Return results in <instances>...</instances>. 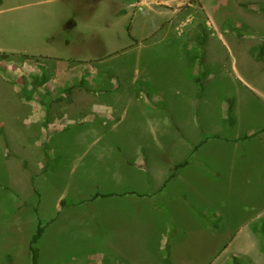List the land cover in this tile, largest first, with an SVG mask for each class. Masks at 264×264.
I'll list each match as a JSON object with an SVG mask.
<instances>
[{
	"label": "rangeland",
	"instance_id": "374dc122",
	"mask_svg": "<svg viewBox=\"0 0 264 264\" xmlns=\"http://www.w3.org/2000/svg\"><path fill=\"white\" fill-rule=\"evenodd\" d=\"M249 1L264 0H2L0 264H30L29 238L39 221L45 230L37 244V264H165L167 245L172 264H211L204 248L197 249L204 243L194 211L176 200L168 206L171 217L154 216L160 197L164 204L166 196L186 200L182 189L191 203L234 218L227 231L213 238L210 253L237 228L258 219L260 253L254 260L241 257L231 264H264V154L257 141L249 145V158L235 174L228 163L238 147L210 142L201 149L199 159L219 164L227 174L221 182L182 175L170 188L165 183L154 193L156 184L146 192L139 178L131 186L112 183L96 189V180L85 177L89 171L118 173L111 161L101 165L88 133H98L96 138L107 134L126 105L124 114L130 115L117 123L118 131L149 129L152 134L150 125L160 123L158 114L166 117V105L151 93L158 85L174 99V117L184 126L197 123L221 136L264 126V69L250 53L264 40V11L238 6ZM200 34L206 40L205 62L195 64L208 76L201 97L192 82L183 86L177 78L187 59H195ZM141 105L155 111L146 112ZM123 131L106 138L125 145L129 135ZM161 138L166 142L171 136ZM113 188L116 194L135 188L148 195L141 201L126 195L78 206L60 204ZM214 222L217 218L211 227ZM191 235L196 240L186 238ZM183 251L195 257L183 258Z\"/></svg>",
	"mask_w": 264,
	"mask_h": 264
},
{
	"label": "crops",
	"instance_id": "0c3cea01",
	"mask_svg": "<svg viewBox=\"0 0 264 264\" xmlns=\"http://www.w3.org/2000/svg\"><path fill=\"white\" fill-rule=\"evenodd\" d=\"M70 66L67 64V67ZM69 68L71 71L72 66ZM178 76L177 78L180 80V83L182 85H187L188 82L193 81L187 79L185 77V67L184 70L177 71ZM152 87L157 86L156 84L154 85L152 81ZM241 84V83H240ZM195 85V84H194ZM242 85V84H241ZM244 86V85H242ZM196 87V85L194 86ZM159 85L157 88H153L151 93L161 99L162 102L166 105V107L163 109L162 115H165L166 117H162L160 114V123L156 125L155 123H151L150 127H154V133H150V130L145 129V130H125L121 129L120 131L125 132V136L129 138L124 139L125 145L120 142L118 139H107L106 136H110L113 134H117L116 132L118 129L116 128L117 123H119L124 116H128L130 114L126 113L124 114V110L126 109V106L122 108L121 111V116L118 117L115 120V126L109 128L107 131V134H102L101 138H96L98 133H91L88 135H92V143L91 148L93 150H96L92 153H96L95 155L99 156L101 159V165H103L105 160L111 161L115 166L117 170V174H112L110 175L108 171H103V174L99 175L96 172L94 174H91V172H87V176H85L89 181H95L96 184L98 185L96 189L102 188L104 189V185L102 184H112L117 185L120 183L121 185L124 184H129L130 186L133 185V181L135 178H139L142 183L146 184L147 190H149V187L155 183L156 188L151 189L153 190L152 192H156L159 187H163L165 185L167 177L172 173L173 168L176 164L184 161L185 159H188V164H186L183 167H180L176 170L175 176L171 179V181H167L166 183H169V188L171 187V184H173L175 181H177L182 175L186 176L189 174H193L195 176H200L203 175L205 178L211 179L213 182H221L226 179V175L223 170L220 169L219 164L213 163V162H208L207 160H201L198 157L199 152L203 147L208 145L210 142L215 143L217 142L218 145H223L225 148L227 147H238V153L237 155H233L232 158H230L232 161H229V169H231L230 173L235 174L236 171L241 167L243 163H245L248 158H249V145L251 143H254V141H257L259 146L261 147V150L263 151L264 154V132H260L258 135L251 137L249 139H242L244 135H250L257 130L264 128L262 126L261 128H258L256 131H245V132H238L237 134H231L227 136H221L219 135V131L213 129L214 131H211L210 129L205 128V126L201 127L200 125H197V123H194V128L192 127H187L186 125L184 126L183 120L177 119L174 117V114L177 112V108H172L171 103L174 102L173 98H168V92L165 90L166 95L164 94V91L159 90ZM155 89V90H154ZM196 92H197V87H196ZM131 102V99L129 100ZM139 105V104H138ZM134 106V103H133ZM141 107L146 111V112H153L152 108L146 107L145 105H141ZM156 109V108H155ZM102 111H105V109ZM161 111V110H160ZM176 121H175V119ZM197 119V117H196ZM203 123L206 125V120H203ZM174 124L177 125V128L179 130H175ZM204 125V124H203ZM237 126V122L234 123L232 130ZM147 128V127H146ZM231 130V131H232ZM164 134H168V137L171 136V138H168V140L165 142L163 138H161ZM203 135H219V138H210L208 139L204 144L199 146L196 150L193 151V148L201 141ZM90 138V137H89ZM87 139V141H91L90 139ZM96 138V139H95ZM181 138V139H180ZM180 139V141H179ZM229 145V143H232ZM100 144L101 147L98 145ZM183 144L184 148L181 150L180 145ZM174 146L173 150L168 149L169 147ZM180 147V149H177ZM96 148V149H95ZM235 148V149H236ZM234 149V150H235ZM176 150V151H174ZM91 152V151H88ZM85 153V151H84ZM94 155V156H95ZM167 156L165 160H160L162 156ZM155 157V158H154ZM153 159V161L151 160ZM163 158V157H162ZM92 169H93V160L96 159V157H92ZM127 161H130L129 163ZM122 168V170H121ZM190 170V171H188ZM188 171V172H186ZM123 176H122V175ZM125 175H128L129 178L127 179ZM146 175L149 178V181L146 180ZM100 176V178H98ZM101 176H104L101 179ZM119 177V179H118ZM130 179L132 181H130ZM125 180V182H124ZM135 183V182H134ZM101 187H100V186ZM134 190L126 191L123 192L122 194H116L118 193L117 189L113 188V191H107L104 193H112L113 196L106 197V198H97L91 203L100 200V201H105L108 199H119L120 197L118 196H126L130 195L131 197L137 198V201H141L142 197L147 196L148 194H142L139 193L138 191L135 190V188H131ZM156 189V190H155ZM167 190V188L165 189ZM173 190V189H172ZM183 192H186V200L184 199H173L170 198L171 200L168 199V197L164 198L166 203L164 204L162 202V197H160V202L157 203V206L155 207V213L154 216L156 217L158 213H160V216L163 215V213H166L171 217V213L168 209L169 204L172 201H180L182 202L187 208L191 209L194 211L195 214H197V217L199 218V221L201 223L200 228L196 230V232H199L200 239L203 240L204 245L198 248H204L203 254H206L207 258L210 259L211 264H231L233 263V260H238L241 259V257H247L249 258L247 261L250 259L254 260L257 258L258 254L260 253V245H258V236L255 233V230L261 231L257 227H255V222L258 221V219H255L254 221L251 220L247 222L243 227L237 228L235 233H230L220 245L217 246V248L210 253L211 247H213L212 240L213 238L217 237L219 233L222 231H227L230 227V225L233 223L234 218L226 214L223 210L221 212L219 210H211L207 211L205 210L201 205L197 203H191L189 200V193L185 190L182 189ZM98 192V191H97ZM129 192H135L138 194H141L143 196L137 197L131 194H128ZM96 193V192H95ZM94 193V194H95ZM102 193V192H99ZM89 198V197H88ZM79 200V199H78ZM73 201V200H72ZM76 201V200H74ZM196 207V208H194ZM168 209V210H167ZM197 209V210H196ZM237 213H233V215H236ZM159 216V217H160ZM206 217H209L210 220H207ZM214 218H217L218 222L212 223V227L210 226V223L214 220ZM242 222L241 224H243ZM249 223V224H248ZM249 225V228L246 229V225ZM176 227V231L178 232L179 229L177 225H174ZM173 226V227H174ZM208 228V232L211 231L212 234L206 233ZM45 230V229H44ZM169 231V230H168ZM203 235H202V234ZM206 236L210 237H205ZM33 234V233H32ZM31 234V235H32ZM184 235V234H182ZM211 235V236H210ZM31 237V236H30ZM191 240H196L192 239V235L190 237ZM207 238L209 240H207ZM30 239V238H29ZM198 239V238H197ZM185 241V240H184ZM166 247L169 248L168 254L166 252L164 259L167 257L170 261V257L172 254H170V246L167 245ZM191 248H195L194 245H192ZM214 248V247H213ZM184 249V248H182ZM208 250V251H207ZM182 257L183 258H190V257H195V254L192 251H183L182 252ZM175 256H178L174 254ZM208 261V260H206ZM209 261V262H210ZM246 261V262H247ZM171 262V261H170ZM165 263V262H164ZM166 264V263H165ZM172 264V262H171Z\"/></svg>",
	"mask_w": 264,
	"mask_h": 264
},
{
	"label": "trees",
	"instance_id": "16d2710c",
	"mask_svg": "<svg viewBox=\"0 0 264 264\" xmlns=\"http://www.w3.org/2000/svg\"><path fill=\"white\" fill-rule=\"evenodd\" d=\"M1 2H2V0H0V5H1ZM253 5L258 6L257 10L264 11V1L238 2V6H241L242 8H245V9L250 10V11L256 10L252 7ZM196 39H197L198 48H194L195 59H189V58L187 59V63L185 66V77L194 82V84L197 87V95L201 97V96H203V93H204L205 88L207 86L208 76H207V72L202 67H200L199 69H196L195 62H196V60H198L199 66L204 65L205 60L203 58L204 53L202 50H203V46H204L206 40H205V37L202 36L201 34L198 35L196 37ZM250 53L253 56V58H255V60H257L263 64V69H264V40L261 43L252 47ZM2 56H8V54L3 53ZM23 56L26 58L32 57V55H27V54H24ZM27 98H30V97L27 96ZM231 122H232V120H231ZM260 132H264V128H261V129L257 130L256 132H254L250 135H244L242 137V139H249L251 137L258 135ZM210 138H219V135H203L201 141L193 148V151L196 150L202 144H204ZM188 162H189L188 159H185L184 161L176 164L173 168V172L167 177L166 182L171 180L175 176V171L178 168L185 166L186 164H188ZM128 194H131V195H134L137 197L143 196V195L135 193V192H129ZM110 196H113V194L112 193L96 192L95 194H93L89 198L79 199L76 201L61 200L60 204H61V206H64V205L65 206H78V205L83 204L85 202L93 201L97 198H106V197H110ZM205 218L207 220H210L209 217L205 216ZM44 229H45V225H43L39 221L34 233L31 235V237L29 239L28 249H29V254H30V258H31L30 264H37L38 263L37 244H38V241L44 232ZM168 251H169V248L167 247V249H166L167 254H168ZM164 262L166 264H171V262L169 261V259L167 257L164 259Z\"/></svg>",
	"mask_w": 264,
	"mask_h": 264
}]
</instances>
